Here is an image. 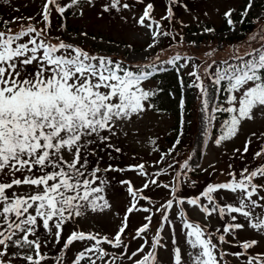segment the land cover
Returning a JSON list of instances; mask_svg holds the SVG:
<instances>
[{"label":"snow or ice","instance_id":"6c2138e0","mask_svg":"<svg viewBox=\"0 0 264 264\" xmlns=\"http://www.w3.org/2000/svg\"><path fill=\"white\" fill-rule=\"evenodd\" d=\"M141 4L142 11H134ZM154 7L152 0H42L33 15L0 21V264H230L229 256L237 264H264V251L252 252L264 244V131L250 132L242 149L233 148L228 171L219 169L226 180L209 179L194 194L184 191L199 184L194 168L210 177L217 172L215 160L204 167L193 159V151L204 154L201 142L220 147L243 122L264 119V7L252 15L256 0H246L238 15L232 7L223 12L226 34L247 36L245 51L230 44L226 57L217 56L222 41L201 49L197 39H185L193 23V36L216 33L186 0H168L159 18ZM177 7L191 19L177 16ZM86 10L94 11L103 30L70 31L68 13L83 18ZM246 22L256 27L244 33ZM109 30L115 35H105ZM141 30L137 60L135 44L118 36L131 31L135 38ZM158 65L176 73L179 123L163 147L149 137L154 159L121 166L114 162L125 154L117 141L134 121L159 111L154 100L162 89L149 84ZM193 89L197 147L182 151L193 123L183 115ZM252 137L259 143L247 160ZM236 158L245 161L238 171ZM128 170L142 178L139 185L109 176ZM113 181L126 193L123 211L109 198ZM190 209L205 222L192 220ZM141 212L132 227V216ZM106 213L120 218L111 232L79 226ZM214 216L223 223L212 227ZM74 242L83 246L69 257Z\"/></svg>","mask_w":264,"mask_h":264},{"label":"rangeland","instance_id":"374dc122","mask_svg":"<svg viewBox=\"0 0 264 264\" xmlns=\"http://www.w3.org/2000/svg\"><path fill=\"white\" fill-rule=\"evenodd\" d=\"M155 2L157 3L158 6L157 8L153 10L152 15H154L156 18H159L160 16L164 14L168 0H163L161 2L162 4H159L158 0H155ZM186 2L190 4L193 2H197L194 6L195 7L194 12L197 15H200L202 22H205L210 26H214L216 29V33L212 35L201 34V35L193 36L191 35V33L197 32L198 29L194 23L190 25V32L187 35H185V38L186 39H197L200 42V48L202 46L201 43L205 41L204 38L211 39L212 40L211 43L217 45V43L220 42L222 39L226 37H233L238 34V33L226 34L228 25L226 23V18L223 16V12L228 7H232L237 10L233 15L234 16L238 15L239 10L243 8L244 4L246 3V0H186ZM41 3H42V0H0V16L2 15L7 16L6 19H11V17L13 16L27 17V16L33 15L34 13L38 12ZM26 4H29L31 8L24 9ZM259 5H260V0H256V8L252 10V13H251L252 15H255L257 11L261 8ZM17 7L19 8V11L15 10ZM134 11L140 12L142 10L134 9ZM205 11L209 13L207 17L203 16V12ZM183 13L185 14L183 19L185 20L191 19L190 13H187L184 10H183ZM37 19H39V17H37ZM54 21H55L54 24L56 25L57 21H56L55 14H54ZM27 22H28L27 20L24 21V23H27ZM67 23H68V27L70 31L74 29L75 30L87 29L91 33L97 30H103L102 28L99 27V22H97L94 19V11H89V10L85 11V15L83 18L74 16L71 12H69ZM105 35L112 36V35H115V33L112 30H109L105 32ZM118 38L124 41H131L132 43L135 44L137 48V60H139L138 51H139V48L142 46V40L145 39V37H143V30H141L140 32H137L135 38L132 36L131 31L120 33ZM207 42L208 41H205L204 44H206ZM120 55H124V52L121 51ZM160 58L164 60L165 55L161 54ZM158 67H160L161 69H167L171 66L158 65ZM185 69L187 71L190 70L187 67ZM149 84L152 87H155V84H151L150 82ZM193 95H194L193 91L191 92L190 90L188 93L187 101H192L194 99ZM178 97L179 95L176 97L177 106H178ZM168 108H170L169 103H168ZM197 114L198 112L194 114V122L192 125L195 130L194 134L190 133L191 136L189 138H192V139L190 143L186 145V150H187L191 144L190 151H192V149H195L197 147L196 141L199 135V132H198L199 124L197 121ZM174 124H175V119L173 117V111H171L170 113H167V112L164 113L161 111L159 112L148 111L142 120L134 121L133 124L128 127L127 137H121L117 141L123 147L125 154L122 156H119L117 158V161H114V162H119L121 166H123L124 164L137 163L139 162L141 158H143L146 161H150L154 159L155 154L154 153L151 155L149 154L150 146L147 143L149 137H158L159 143L161 144V147H163L164 145L168 144L169 139L172 137L173 132H171L170 129L174 126ZM133 129H138V131L134 133ZM260 131H264V119H261L259 116H257L255 120L245 121L242 123L239 134L236 137L232 138L231 140L223 143L224 150H223V147L212 146V144L206 147V145H203V143L201 142L200 150L205 154V156L203 159H201V156H197L196 153L193 151V159L204 167H207L212 160H215L217 162L215 165V167L217 168V172L213 174V176H211L212 178H208L206 181H208L209 179L218 180V181L226 180L228 177L221 174L219 172V169L223 168L225 169L226 172L228 171L227 163L230 162L229 160V157L231 155L230 152L233 150V148H241V144H244V141L246 138H248V135L250 132H256L257 135H259ZM258 143L259 142L256 141L255 137H252L251 145L254 144L257 149ZM251 145H250L249 151L253 153L254 150H253V147H251ZM133 153H135V156L133 155ZM251 159L252 157L247 158V160H251ZM105 160H107V157H105ZM241 164L244 165L245 161H239V162L234 161V167H238ZM209 171H211V169H209ZM109 176L115 177L117 180L122 177H128V178H131L133 183L136 185H139L142 179L140 176L136 175L135 172L132 170H128L122 174L116 173V172H109ZM193 179L195 178L193 177ZM197 180L199 181V183H201L203 182L204 178L197 179ZM203 183L199 184L197 187H194V188L191 186H186L184 191L187 194H194L195 192L200 190ZM23 190L27 191V187L25 186ZM108 195H109V198L113 201L114 207L120 206V210L123 211L122 198L126 195V193L124 192L122 187L116 184L115 181H113L112 189L109 190ZM117 199L121 200V205L116 204ZM185 206L187 207V205ZM188 214L190 218L194 221H199L201 223L205 222L202 215L197 211H193L190 209ZM143 215L144 213L141 212V213H137L132 216L131 222H130L132 227L136 226V222ZM119 219L120 218H113L111 213H106L103 220H94L91 217H88V218H84L80 220L78 223H79V226L84 230H89L95 227L97 231L111 232L112 230H114L115 226L119 223ZM221 222L222 221L218 217L214 216L212 218L211 225L212 227H215L216 225L221 224ZM128 230L131 231V227ZM177 232L179 233V226H177ZM249 234H251V229H249L247 232H240V238L243 239L247 237ZM228 239H231V237L229 236ZM82 246L83 245L81 243L74 242L73 245H71L68 250V253H67L68 256L71 257L74 254V251L78 250ZM104 247L108 248L109 246L104 245ZM224 247L228 248L230 246L225 244ZM231 250L238 251L239 248L238 246H231ZM256 251H264V244H262L260 247L252 249V252H256ZM161 255L164 256L165 254L162 252ZM228 260L230 261V264H237V259L235 257L229 256Z\"/></svg>","mask_w":264,"mask_h":264},{"label":"trees","instance_id":"16d2710c","mask_svg":"<svg viewBox=\"0 0 264 264\" xmlns=\"http://www.w3.org/2000/svg\"><path fill=\"white\" fill-rule=\"evenodd\" d=\"M243 29H244V33H247L249 31L253 30L254 27H253V25H251L249 23H245L243 25ZM245 36H246V34H244V37ZM236 40H238V41L241 40L243 42L245 41V39H242V38L241 39L238 38ZM240 49L243 50V48H241V47H240ZM221 57H226V56L224 55V56H221ZM163 74L165 75V77H167V81L166 82H164L163 81V78H161V75L162 74L156 75V76L153 77L154 79H156V80H153V82H156L158 84V86L162 89L161 93L158 94V99L156 98L154 100V103H155L156 107L160 109V111H167L164 106L162 107V105L160 106L158 104L159 96L160 95H163L164 96V99L168 102L169 101L168 90L169 89H173V90H175L178 93L179 92V83H178V81L176 79V73H174V71H171L169 74L168 73H163ZM220 94H221L220 96L222 97L223 96V93H220ZM170 103H171L172 106H174L173 100L170 101ZM193 109H194V106L193 105H190V103H188L187 104V108H186V113H187L188 117L189 116L191 117V115H189V114H191V111H193ZM189 128L190 127H188V129H187L188 132H189ZM186 135H188V134H186Z\"/></svg>","mask_w":264,"mask_h":264}]
</instances>
